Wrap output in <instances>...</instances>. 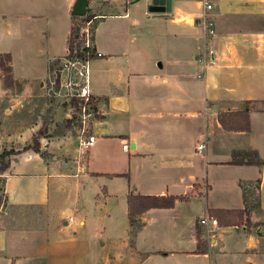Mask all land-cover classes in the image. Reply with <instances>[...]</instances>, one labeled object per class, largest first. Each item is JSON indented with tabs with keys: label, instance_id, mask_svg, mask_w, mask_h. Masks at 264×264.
I'll return each instance as SVG.
<instances>
[{
	"label": "crops",
	"instance_id": "obj_1",
	"mask_svg": "<svg viewBox=\"0 0 264 264\" xmlns=\"http://www.w3.org/2000/svg\"><path fill=\"white\" fill-rule=\"evenodd\" d=\"M74 2L0 0V36L20 35V47L41 59V77L52 62L62 66L61 89L74 77L65 68ZM150 7L151 0H87L97 20L96 57L87 62L97 115L86 153L96 147L105 164L75 158L84 153L80 127L49 139L43 155L13 154L0 170L12 207L0 206V264H216L215 228L200 229L210 233L202 252L194 236L204 214L216 229L239 228L245 250L253 248L246 226H220L217 216L243 209L241 185L253 188L264 174V165L229 163L236 151L264 162V0H215L209 37L197 1ZM5 52L12 78L26 81L14 73L13 51ZM245 106L250 131L223 130L218 114ZM240 168H252V178H233L238 190L227 191L225 174ZM129 194L183 198L130 226Z\"/></svg>",
	"mask_w": 264,
	"mask_h": 264
},
{
	"label": "rangeland",
	"instance_id": "obj_2",
	"mask_svg": "<svg viewBox=\"0 0 264 264\" xmlns=\"http://www.w3.org/2000/svg\"><path fill=\"white\" fill-rule=\"evenodd\" d=\"M100 10L106 12L110 9L100 7ZM19 39L20 35L17 34H11L9 38L0 36V50L5 52L10 48L13 51L14 73L26 79V81L13 79L11 71L10 76H7L0 69V153L5 150L13 152L0 160V170L2 166L7 165L13 154L21 152L25 145H32L34 137L40 142V151L47 153L51 148L45 150L44 148L48 146L45 143L53 141L52 137L70 134L72 129H80L77 112L70 105L72 98L66 89L59 87L58 68L62 66L60 67L56 61L52 62L46 76L41 77L44 75L41 59L36 58L31 50H23ZM42 57H45V54H42ZM0 59L5 65L9 64L2 54ZM74 156L83 162L87 160L88 164L96 169L102 168L105 164L104 157L97 154L96 147H93L89 154L84 152ZM238 171L239 173L227 172L224 176L226 190L229 192L238 190L231 186L233 178L237 176L252 178L254 172L252 168H240ZM1 180L0 177V206L2 204L5 210H9L12 207L3 199ZM256 185L253 188L249 187L252 194L248 204L250 217L247 223L243 224L246 226L247 234L253 238V248L245 250V241L239 228L221 231L214 227L216 239L221 243L219 248H216L217 256L214 258L216 264H264V174ZM88 187L90 188V185ZM201 232L203 238L204 234L210 236L209 232L204 230Z\"/></svg>",
	"mask_w": 264,
	"mask_h": 264
},
{
	"label": "trees",
	"instance_id": "obj_3",
	"mask_svg": "<svg viewBox=\"0 0 264 264\" xmlns=\"http://www.w3.org/2000/svg\"><path fill=\"white\" fill-rule=\"evenodd\" d=\"M94 17V14L87 12L84 17H76L72 16V30L70 36L67 40V59L71 58H80L85 59L87 61L94 59L96 57V53L94 48L91 46L89 48H85L82 45V42L79 37L75 38V28H80L85 22L91 20ZM94 28V27H93ZM5 57L6 64L2 62L0 59V69L5 73V75L10 76V55L2 54ZM50 68V67H49ZM61 68H58V70ZM58 79V77H57ZM247 105L249 102H246ZM70 105L77 112L78 110V101L76 99H72ZM218 123L225 131H234V132H249L250 131V122L248 116V106H245L241 111L235 112H221L217 116ZM32 150L36 154H44L40 151V143L37 137H34L32 145H25L22 151ZM13 153L12 151L5 150L0 153V160H3L7 155ZM230 164L236 165H256L261 166L264 165V162L259 160L257 153L254 151H236L232 153V159L229 162ZM3 170L4 166L1 167ZM241 189L243 190L244 195V208L236 211H219L217 216L219 220L220 226H237L247 223L250 212L248 210V204L251 201L252 194H250V189H246L241 185ZM183 197H172V196H133L131 194L127 197V208H128V221L129 225H136L138 223V219L141 215L152 208H172L173 203L177 199H182ZM218 223V222H217ZM194 236L197 240V248L200 252L203 251L204 243H203V234L200 229H194Z\"/></svg>",
	"mask_w": 264,
	"mask_h": 264
},
{
	"label": "built area",
	"instance_id": "obj_4",
	"mask_svg": "<svg viewBox=\"0 0 264 264\" xmlns=\"http://www.w3.org/2000/svg\"><path fill=\"white\" fill-rule=\"evenodd\" d=\"M200 5L201 14L199 16L201 27L203 28L204 37L213 35L214 29L212 20L210 18V12L214 9L215 0H195ZM96 17L85 22L79 28L78 37L80 38L82 45L85 48H89L92 45L93 36V21ZM87 60L80 58L66 59L65 68L73 73L74 77L68 79L65 85L67 94L73 99L78 101L77 115L80 121L81 138L79 141V147L81 152H87L95 143L96 137L91 134L90 127L92 121L97 115V108L95 106L96 101L91 96L88 86V65ZM204 148L203 144H199L196 147V153H200ZM198 227L209 231L210 228L218 225L216 219L208 216L207 214L199 217L197 221ZM206 231V232H207Z\"/></svg>",
	"mask_w": 264,
	"mask_h": 264
},
{
	"label": "water",
	"instance_id": "obj_5",
	"mask_svg": "<svg viewBox=\"0 0 264 264\" xmlns=\"http://www.w3.org/2000/svg\"><path fill=\"white\" fill-rule=\"evenodd\" d=\"M87 0H75L72 9L71 16L84 17L87 13L86 11ZM170 10V0H151L150 11H169ZM79 28H75V38L78 37Z\"/></svg>",
	"mask_w": 264,
	"mask_h": 264
}]
</instances>
